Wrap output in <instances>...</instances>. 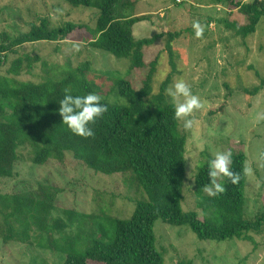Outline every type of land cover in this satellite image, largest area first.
<instances>
[{"label":"trees","instance_id":"16d2710c","mask_svg":"<svg viewBox=\"0 0 264 264\" xmlns=\"http://www.w3.org/2000/svg\"><path fill=\"white\" fill-rule=\"evenodd\" d=\"M61 1L76 8L96 9L94 28L71 21L53 27L48 18L43 17L28 22L27 31L13 38L1 34L0 178L14 175L17 149L28 145L33 152L34 164L42 165L49 159L63 161L66 153H70L96 173L127 175L129 182L142 189L145 197L135 202L127 218L105 214L96 219L74 210H64L55 216L54 200L60 192L55 186L40 184L37 189L27 192L0 193L3 242L37 243L44 249L64 253L62 264H165L164 253L156 247L154 233V224L160 219L170 225L188 226L200 240L237 239L254 244L253 235L264 233V208L252 218L245 216L246 155L243 151H232L230 168L239 176L238 182L232 184L226 178L225 191L216 196L204 192L209 183L208 164L214 158L206 153L194 177L195 202L202 217L196 210L184 211L182 208L186 134L166 95L175 70L172 42L181 31L135 38L133 26L146 16L131 17L124 11L131 9L136 0ZM214 1L243 15V24L226 23L242 38L254 33L264 18V0ZM81 30L89 31L93 36L89 41L92 48L126 58L131 74L142 73L138 87L125 79L116 81V94L125 98L126 103H113L103 98L107 111L91 125L94 135L87 138L71 133L61 122L57 109L65 90L73 95L93 92V84L86 78L88 64L75 68L57 67L59 72H56L49 70L47 63L38 56L20 55L16 50V46L26 43L63 40ZM160 38H165L171 73L161 83L158 93L152 94L158 58L145 62L143 49ZM37 63H41L45 74L41 81L16 77L22 72L32 73ZM263 85L264 79L253 88L252 94L255 95ZM261 160L264 186V146ZM89 220L92 230L88 228L87 231L84 226ZM105 224L113 231L110 238L104 231ZM72 226L78 233L71 235ZM97 229L101 231L99 238L94 237ZM85 234L90 235V240L79 247L78 239L82 241Z\"/></svg>","mask_w":264,"mask_h":264},{"label":"rangeland","instance_id":"374dc122","mask_svg":"<svg viewBox=\"0 0 264 264\" xmlns=\"http://www.w3.org/2000/svg\"><path fill=\"white\" fill-rule=\"evenodd\" d=\"M124 14L146 16L133 26V34L138 39L181 31L172 42L175 70L169 86L183 80L202 104L188 117L192 120L191 128L185 129L180 120V128L186 134L183 210H196L202 217L196 207L194 177L203 156L208 153L214 157L217 152L241 150L246 155L244 213L247 218H252L264 208L261 183L264 85L252 94L253 88L264 79V18L254 33L242 38L226 23L243 24V15L214 0H136ZM43 17L48 18L53 27L71 21L94 28L96 9L72 7L61 0H0V41L1 34L13 38L27 31L28 22ZM197 21L204 29L199 38L192 27ZM92 38L89 31L81 30L63 40L26 43L16 46V50L20 55L38 56L47 63L49 70L56 72H59L57 67L75 68L87 63L86 78L93 84V92L110 102L125 104L126 99L116 94V81L125 79L138 87L142 73L131 74L126 58L92 48L89 44ZM143 52L145 62L158 58L151 84L152 94H156L171 73L165 38L144 47ZM16 77L39 82L45 74L41 63H37L32 73L22 72ZM17 154L14 175L0 178V193L27 192L37 189L40 184L55 186L60 190L54 200L55 216L64 210H74L96 219L105 214L127 218L135 202L145 197L143 190L131 184L127 175L96 173L70 153H66L63 161L49 159L42 165L33 163V152L28 145L18 147ZM217 182L224 185L226 178H219ZM2 221L0 215V229ZM91 225L89 220L84 230L88 231ZM75 227L70 228L71 235L78 233ZM103 227L110 238L112 229L106 224ZM100 233L97 229L94 237L99 238ZM154 233L156 247L164 253L165 264H264V233L253 235L254 244L237 239L200 240L188 226H174L160 219L154 224ZM89 237L85 234L82 241L78 239V246L82 247ZM64 256V253L44 249L37 243L13 240L4 243L0 236V264H62Z\"/></svg>","mask_w":264,"mask_h":264},{"label":"clouds","instance_id":"9594fccd","mask_svg":"<svg viewBox=\"0 0 264 264\" xmlns=\"http://www.w3.org/2000/svg\"><path fill=\"white\" fill-rule=\"evenodd\" d=\"M192 27L197 38L203 35L204 29L199 21L195 22ZM166 92L174 106L175 117L183 120L185 129L191 128L192 120L188 117L202 107L199 97L193 94L191 87L183 80L176 81L166 89ZM102 99L94 92L73 95L70 91L65 90L57 109L61 116V122L77 136L85 138L93 136L94 131L91 125L107 111V105L102 103ZM231 163V151L217 152L214 158L209 161L207 173L209 183L205 188L209 196H216L225 191V186L217 182L219 178L230 179L232 184L238 182L239 176L231 170Z\"/></svg>","mask_w":264,"mask_h":264},{"label":"built area","instance_id":"2783aa9c","mask_svg":"<svg viewBox=\"0 0 264 264\" xmlns=\"http://www.w3.org/2000/svg\"><path fill=\"white\" fill-rule=\"evenodd\" d=\"M181 0H177V2H180Z\"/></svg>","mask_w":264,"mask_h":264}]
</instances>
